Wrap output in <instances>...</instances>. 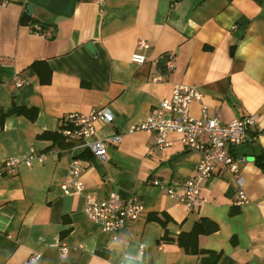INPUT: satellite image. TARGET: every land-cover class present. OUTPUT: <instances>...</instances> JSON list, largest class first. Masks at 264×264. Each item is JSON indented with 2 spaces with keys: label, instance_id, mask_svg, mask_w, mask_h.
<instances>
[{
  "label": "crops",
  "instance_id": "obj_1",
  "mask_svg": "<svg viewBox=\"0 0 264 264\" xmlns=\"http://www.w3.org/2000/svg\"><path fill=\"white\" fill-rule=\"evenodd\" d=\"M4 1L0 163L24 158L30 149L47 155L0 175V264H264V169L255 163L264 153V134L235 150L248 201L234 205V174L221 168L203 183L202 203L189 211L167 189L181 192L201 152L186 149L175 132L169 133L171 144L159 148L155 132L130 131L176 85L201 93L191 103L192 116L206 108L222 122L257 113L264 123V0ZM27 3L37 23L21 22ZM138 39L149 43L140 64L131 61ZM37 60L51 69L48 83L30 66ZM103 106L113 115L110 122L95 121L96 136L107 144L105 160L93 156L83 140L53 144L38 137L71 113ZM14 107H34L38 114L30 120L4 113ZM74 159L83 165L86 189L66 194L61 184ZM156 179L163 187L153 184ZM86 192L100 200L112 192L122 200L136 196L144 210L118 231H104L84 211ZM151 213L168 216L165 229ZM204 217L218 225L199 237L208 257L186 252L175 240ZM61 242L70 247L66 256L60 255Z\"/></svg>",
  "mask_w": 264,
  "mask_h": 264
},
{
  "label": "built area",
  "instance_id": "obj_2",
  "mask_svg": "<svg viewBox=\"0 0 264 264\" xmlns=\"http://www.w3.org/2000/svg\"><path fill=\"white\" fill-rule=\"evenodd\" d=\"M104 0H98L100 4ZM6 4L4 0H1ZM149 47L145 39H138L136 50L131 55L134 63L146 61L144 51ZM1 59V57H0ZM167 68H172L167 63ZM26 82L18 81L17 86ZM201 93L194 86L176 85L167 99L160 100L146 118L130 127V131L144 130L155 132L154 145L159 148L171 144L169 133L180 135V141L186 149L199 150L202 154L198 161L194 175L184 182L181 192L173 187L167 189L169 196L176 198L191 211L202 203L201 187L213 172L226 168L234 174L237 185L235 206H240L248 201L243 189V177L240 174V161L235 154L236 148L247 142L250 138L264 134V123L260 121L257 113L236 117L228 122H222L216 114L209 115L206 108H202L198 117L190 114L191 103L200 100ZM112 112L107 106L91 110L87 114L71 113L62 120L61 133L67 140H83L91 154L101 160L106 159L107 144L102 138L96 136L95 121H112ZM113 141L119 142L120 135L115 134ZM58 150L54 151L56 154ZM45 152H35L30 149L28 156L21 158L9 156L0 163V175L12 174L21 164L31 165L34 161H44ZM82 163L74 159L65 176L61 188L66 194H79L85 191V184L80 179ZM153 184L163 187L160 180H153ZM141 201L133 196L122 200L117 192H112L105 200H100L91 192L84 193V211L94 222L100 224L104 231H118L127 220H135L143 212ZM69 246L61 242L58 246L61 256H66ZM143 245L140 246V249ZM39 253L34 254L30 261L38 259ZM28 261L21 264H27Z\"/></svg>",
  "mask_w": 264,
  "mask_h": 264
},
{
  "label": "trees",
  "instance_id": "obj_3",
  "mask_svg": "<svg viewBox=\"0 0 264 264\" xmlns=\"http://www.w3.org/2000/svg\"><path fill=\"white\" fill-rule=\"evenodd\" d=\"M30 21L31 23H37V19L32 17L31 15H28L26 12L22 14L21 22H27ZM40 26H43L42 22H40ZM46 25V24H44ZM32 69L36 72V74L39 77V80L41 83H48L51 78V69L49 65L44 60H37L31 63L30 65ZM15 112L17 114H23L26 117H28L30 120H34L38 114V111L36 108L31 107H14L11 108L10 111L4 112ZM64 122V119H62ZM62 128V121L61 124L58 126V128L54 131H43L38 135L41 139H47L51 140L53 144H65V137L61 133ZM255 163L258 167L261 169H264V153L259 154L255 158ZM235 211H231V213H234ZM149 218L156 219L162 226H166L167 220L170 219L166 214H163V218L159 217L158 214L151 213L149 214ZM218 229V225L213 220H210L208 218H201L200 220L196 221L191 229L189 231H181L175 238L177 244L183 248L186 252L198 254L201 256L206 257L210 256L208 255L210 253L209 250H206L199 245V237L200 235H208L213 232H215ZM165 231V230H164ZM166 232H164L162 239L166 238ZM218 257V255H217ZM215 258V260L217 259Z\"/></svg>",
  "mask_w": 264,
  "mask_h": 264
},
{
  "label": "water",
  "instance_id": "obj_4",
  "mask_svg": "<svg viewBox=\"0 0 264 264\" xmlns=\"http://www.w3.org/2000/svg\"><path fill=\"white\" fill-rule=\"evenodd\" d=\"M26 12H27L28 15H31V13H32V4H30V3L26 4ZM86 48H88L91 52H94V46H93L92 42H88L86 44Z\"/></svg>",
  "mask_w": 264,
  "mask_h": 264
}]
</instances>
